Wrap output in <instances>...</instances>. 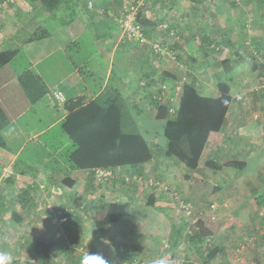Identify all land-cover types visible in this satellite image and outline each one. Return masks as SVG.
I'll list each match as a JSON object with an SVG mask.
<instances>
[{
  "label": "crops",
  "instance_id": "0c3cea01",
  "mask_svg": "<svg viewBox=\"0 0 264 264\" xmlns=\"http://www.w3.org/2000/svg\"><path fill=\"white\" fill-rule=\"evenodd\" d=\"M81 1L84 2L76 0L70 13L85 18L81 19L77 26L73 22L57 24L55 31H60L62 42L57 40L56 45H47L48 37L54 38L55 31L53 35L27 41L38 27L43 26L44 19L48 17L44 13L45 10L38 9L31 3L29 13L25 8L28 0H15L13 4L0 0V51L15 47L17 49L15 57L19 53H24L26 64L21 72L31 70L40 76L48 88L43 96L46 97L45 100H40L48 107V111L53 109L54 112L50 122L43 127L32 129L36 131H30L29 134L21 133L20 130L6 132L5 127L2 129L5 147L1 149L7 154L8 159L2 162L0 169L3 171L9 166L12 170L7 178H3L5 174L2 171L0 173V254L10 255L11 264L16 260L17 264H23L32 257L39 264H60V260L65 261L63 258L69 257L67 253L72 248L68 242L70 238L75 237L83 245L81 250L72 249L77 251L74 254L77 258L79 253L82 257L89 251L106 255V259L112 260L110 264H136L139 259L145 264H153L161 257L170 263L174 262L171 260L170 252H162L151 242L144 244L140 238L147 231L145 228L147 223L155 225L162 223L167 217L171 218L169 213L173 210L169 206L174 205L173 199L170 196L167 198V194L162 190H154L146 184L150 178H160L171 192H176L190 202L193 213L199 211V215L193 220L190 219L188 223L180 221V224L174 225H183L184 228L188 224L190 235L197 233L194 224L200 219L215 234V240L223 246L222 252L210 264H264V200L260 199L264 196V102L258 105L260 119H254L252 114L248 116L249 114L243 113L244 107L235 102L232 89L233 100L226 115L224 137L217 141L216 134H210L195 169L190 170L184 164H180V169L175 162L169 163V158L164 156L165 149L161 147L166 144L163 138L160 144L161 158H152L136 167L119 166L114 181L97 184L94 175L87 176L82 170L71 171L67 159V153L72 149L71 141L61 133L60 169H56L59 173L48 171L46 166L48 155L36 161L38 170L36 174H30L25 169L17 167L19 157L28 142L42 136L48 129L60 123L67 114L63 102H59L54 93L51 94L49 88L51 83L45 80L44 72H51L54 75L60 72L59 78L53 83L56 88L54 92H61L64 98L79 91H89L92 99H100L105 94L118 92L125 102L124 126H134L143 132L151 130L145 133L151 143L155 141L156 135H159L158 130L162 132L163 126L162 122L155 118L156 111L150 98V92H153L154 85L160 80L162 73L167 75L166 78L185 77L182 73H185L187 68L190 69L187 61L191 57L193 59L195 53H199L200 71L207 77H203L201 81L194 78L198 87L202 89L203 81L210 80L215 73V70L210 73L208 71L209 66L214 67L216 64V49L224 47H228V55L232 57L231 61L235 65L239 62L251 65L254 72L256 69V74L259 70H264V29L258 23L260 17H264V0H144L142 16L155 21L154 28L147 32V36L152 39L160 36L170 50L175 53L179 51L182 60L178 62L158 56L149 45L128 39L122 34L118 20L124 0H86L84 7L87 11L91 10L88 7L89 1L94 5L93 12L88 13L80 7ZM101 8L105 10L104 14L98 13L97 10ZM223 15L234 17V22L227 33L221 27L219 19ZM248 16L253 20L245 34L241 30L240 18ZM14 18L18 20L20 30L17 26L12 27ZM160 24L166 25L167 28L159 27ZM170 29L173 30V35L169 33ZM84 34L92 47L84 51L82 53L84 55L79 56L80 60L75 62L66 53V46L73 43L81 51ZM223 35L228 36V42L222 40L217 42L216 40ZM11 41L13 43H10ZM216 44L219 47H216ZM243 48L252 60L247 59L245 53L241 52ZM58 55L60 59H56ZM46 63L48 70L43 69ZM95 63L104 66V79L98 89L90 86L88 80L85 81L86 84L84 82V76L94 75ZM6 67L7 64L2 66L0 73ZM19 74L20 72L14 71L8 79H0V105L12 124L18 121L25 110L39 103H30L28 100L18 102V92L12 94L14 102L8 99L5 89L12 80L18 81ZM233 74L236 81L237 78L241 80L244 76L238 66L234 68ZM110 81L113 84L111 87ZM106 88L110 90L104 91ZM51 95L58 103L54 104ZM21 106L24 107L23 111ZM244 116L246 117L243 118ZM41 119L39 116L38 120ZM149 122H152L151 127L141 126ZM137 124L139 125L136 126ZM38 145L45 146L46 142L38 141ZM209 159L221 167L214 169L206 166L205 161ZM229 160L244 161L242 171L225 166ZM6 170L8 169H4L5 172ZM135 174L139 180L133 181L132 178L130 182H126L121 176ZM68 175L76 178L75 186L71 189L62 181ZM136 189L139 193L136 192L134 196ZM150 192L155 196L154 206L145 204L147 194ZM142 194L143 199L140 200ZM50 198L52 200L49 201ZM136 198L141 202H135ZM130 199L135 203H130L128 209L131 210V215L126 224L123 222L124 216L116 223L100 229L93 225L95 219L93 224L87 223L88 215L92 217L94 213H99L93 207L103 200L127 202ZM212 204L213 208L210 207ZM58 206L72 209L73 212L62 216L60 211L54 210ZM141 206L152 209L154 211L152 216L148 217L143 213L145 217L140 219ZM80 210H83L84 215L79 214ZM33 229L37 237L31 235ZM46 230L50 231L46 234ZM151 232L153 235L159 234L157 228ZM86 233H90V236L85 235ZM40 236L50 244L48 259L31 253L33 243ZM101 238H105L107 242H102ZM249 242L253 247L251 252L246 251L245 244L249 245ZM256 247H259L260 251ZM8 248L11 252L5 250ZM62 248L65 250L63 256L60 255ZM134 257L136 260L130 263ZM187 260L191 263H200L193 249L187 254Z\"/></svg>",
  "mask_w": 264,
  "mask_h": 264
},
{
  "label": "trees",
  "instance_id": "16d2710c",
  "mask_svg": "<svg viewBox=\"0 0 264 264\" xmlns=\"http://www.w3.org/2000/svg\"><path fill=\"white\" fill-rule=\"evenodd\" d=\"M30 1L38 9L52 13L58 10L59 7L65 6L68 0ZM142 6L138 11V20L143 26L144 32L148 35L147 32L154 28L155 21L149 17L145 18L142 16ZM226 6L228 7V4ZM260 18L261 20L258 23L264 27V17ZM240 23L241 30L245 33L247 22L244 18H240ZM49 34L50 31L38 27L27 38V41L40 39ZM220 40L227 43L228 36L225 37L223 35L216 41L220 42ZM16 53V48L1 50L0 68L11 61ZM231 58L229 55H225L216 60L217 67L221 69L220 74H216L218 80L216 82L204 80L202 89L198 87L197 80L194 77H190L189 79L183 77L184 80H180L181 77L176 78V76H173L171 80H174L178 84L177 90L174 89L172 92L173 96L171 98L173 100L160 101L156 98L155 91L150 92V98L156 111L155 118L161 121L163 125L161 135L166 140L164 151L166 158H173L192 170L197 167L210 134L215 133L217 141L223 139L226 115L233 100L231 94L232 86L235 83L233 70L237 66L234 63H230ZM166 76L162 73L160 79ZM18 81L30 103L40 100L48 91L40 76L31 70L22 71L18 75ZM89 94V91H79L65 98L62 105L67 114L60 122V127L71 141L72 149L67 153V159L72 171L82 170L85 171L87 176L91 177L94 175L97 184L108 183L114 181L116 178L98 180L95 176L97 169H111L116 172L119 166L136 167L137 165H143L154 157L153 147L147 136L136 127L124 126L125 102L118 92L103 96L100 99H92ZM7 123L8 117L0 105V147L2 148L5 147L2 129ZM205 165L214 169L221 167L220 164L211 159L206 160ZM224 165L230 166L237 171H242L245 162L229 160ZM70 175L62 180L63 182L65 181L64 185L68 186L69 189L75 186L76 179ZM121 176L126 182H130L132 178L133 181L139 180L137 174L135 176ZM155 179L149 182V185L154 190L160 189L164 192L163 187L165 188L166 186L162 183L163 181L160 178ZM165 189L168 190L167 188ZM139 199H143V196L139 197ZM139 199L136 198L134 200L136 202ZM179 199L181 205L184 198L180 197ZM135 202L132 199L127 202L103 200L102 203L93 207L95 211H99L98 217L94 221L95 227L100 229L116 223L125 215H129L131 212L128 209L130 203ZM154 203L155 196L150 192L145 199V204L147 206H154ZM60 208L63 210L60 206L54 210L57 212L60 211ZM66 209L67 211L64 212L63 216L73 212L72 209ZM194 225L197 227V233L188 235V249L195 251L200 263L188 262L187 255L185 257L179 256L176 247L179 242L178 235H180L182 228L180 225H172L173 230L168 237L169 246L164 251V253H171V260L175 262H171L172 264H210L222 252L223 247L215 240V234L204 225L203 221L197 219ZM174 232L177 235L173 236ZM49 246L50 244L44 239L37 238L33 243V247L31 248L33 251L31 253L48 259ZM177 256L182 259L176 260L178 259ZM33 258L25 260L23 264H27ZM135 260L136 258L134 257L130 263H134ZM13 263L17 264V261ZM136 264L145 263L139 259Z\"/></svg>",
  "mask_w": 264,
  "mask_h": 264
},
{
  "label": "rangeland",
  "instance_id": "374dc122",
  "mask_svg": "<svg viewBox=\"0 0 264 264\" xmlns=\"http://www.w3.org/2000/svg\"><path fill=\"white\" fill-rule=\"evenodd\" d=\"M125 1L126 2H131V0H125ZM28 2H29L28 5L25 4L26 5L25 8L30 13L31 9L29 7L31 6V1L28 0ZM84 2L87 3L86 0H84ZM84 2L81 1V4H80V7L83 9V11L86 10L85 7H84ZM75 3H76V0H68L66 2L65 6H63L61 8L59 7L58 10H56V11H54L52 13L47 12L45 10L44 13H46L48 15V17H46L44 19V23H43L42 28L46 29L47 31H50V34L53 35L54 31L56 30L57 24H60V22H65V23L66 22L67 23L73 22V23L76 24V26H77V24H80L81 23V19L85 18V16H83V17L74 16L72 13H70L74 9L73 7H74ZM93 7H94V5H92V7H89L91 10H88V11L89 12H93L92 11ZM22 11L23 10H21V12ZM88 11L86 10L85 13H88ZM97 11H99V10H97ZM237 13H239V12H237ZM233 18L234 17L230 18V16H224V15L219 17V19H221V27L224 30H226V33H227L228 29H230V27L232 26V24L234 22ZM14 20L15 21L12 23V27L17 26L18 30H20L19 24H18V20L16 18H14ZM244 20H246L247 28H249L250 25H251L250 22H252L253 18L248 16V17L244 18ZM258 22H260V21H258ZM27 24L30 25L29 22ZM263 29H264V27H263ZM236 32H238V31L236 30ZM20 35H22V34H20ZM156 38H158V40L161 39L160 36L156 37ZM57 40L61 41L60 31H55L54 38L53 37H48L46 43H47V45L48 44L56 45L58 43ZM83 42L85 43L84 46H83ZM162 42L165 43L164 41H162ZM10 43H13V41H11ZM81 46H82V50L81 51H79L77 49L76 45H74L73 43L67 44V46H66V53H68L70 55V57L75 62H78L80 60V57L82 55H84V54H82L84 51H88L89 47L90 46L92 47V45L89 44V40L86 39V35L85 34H84V39L82 40ZM51 47L52 46H49V48H51ZM241 52L245 53V55L248 54L247 52H245L244 48L242 49ZM58 53H59V51H58ZM228 53H229L228 52V47L227 48L224 47L222 50H220V49L217 50L216 49V60L218 58L224 57L225 55H228ZM23 54L24 53H19V55H17L15 58H13L11 61H9L7 63L6 69H4V71H2V73H0V79H2V78L8 79L12 75V73L14 71H18V72L21 73V69L24 67V64H26V60H25V57H24ZM157 55L158 56H162V57H166V58H168L170 60H175L176 62H178L179 60H182L179 51H177V53H175V58H171V57L167 56L166 54H163V55L162 54H157ZM248 58L250 60H252V58H250L249 56H247V59ZM56 59H60V56L58 55L56 57ZM200 60H201V58H200L199 53H195V57H193V59L191 57V59L187 61L188 64H189L190 69L187 68V71L185 73H182L183 75H185V77L187 79H189L190 77H195L197 80L201 81V80H203V77H207V76H203L202 75L203 74L202 71H200V65L198 64ZM230 63L233 64L232 61ZM94 65L96 67L94 75L89 76V77L84 76V82L86 80H88L90 86L95 87L96 89H98L100 87V84H102L103 79H104V74H103L104 73V66L101 63H95ZM237 66H238V69L241 70L242 75H244V76L241 77V80H239V78H237L238 81L235 80L234 86L232 87V93L235 94V96H234L235 102L238 105H242L244 107V108H242V111L244 110L243 113L245 115L249 114L248 116H250V114L253 115L254 112H257L259 114L258 105L262 104V102H264V97L259 95V94H257V93H254V91H250V89L254 88L255 86H258L259 84L264 82V70H259V72L256 74L255 73L256 69H255V72H254V68L252 69L251 65L240 64V62H239V64ZM209 67L211 68V69L209 68V71H208L209 73L212 72L213 70H215V73H214L213 77H210L209 79H210L211 82H216L218 80L216 74L219 75L220 74L219 72H220L221 69L219 67H217L216 64L214 65V67H212V66H209ZM43 69L48 70L47 63L43 65ZM208 72L206 71V74ZM43 76H44V78H45V80L47 82L50 81L51 86L49 88H50V91H52L51 94H53L54 93V88H55L54 87L55 84H53V83L56 82V79L59 78L60 72L59 71L56 72L55 75L52 74L51 72H44ZM210 76H211V74H210ZM180 80H184L183 77H181ZM161 82H165V83L170 84V83H172V80H171V78H166V77L160 79L157 83H155L153 91L158 89V87H159ZM85 84H86V82H85ZM80 85L83 86L82 84H80ZM112 85L113 84L110 81L109 86L111 87ZM56 87H57V85H56ZM109 90H110V88H106L104 91H109ZM5 91L7 93L8 99H10V101H12V102L15 101L14 99H12L13 98L12 94L18 92L19 93L18 102L22 103V100H23V102H24V100H25V102H27V98H26V96H25V94L23 92V89H22V87H21V85L19 84L18 81L12 80L7 85ZM106 95H108V94H105V96ZM169 95L172 96V93H169ZM51 97H52V95H51ZM45 98L46 97H43L41 99L45 100ZM52 99L54 100V104L58 103L54 97H52ZM42 100L36 101V102H39V103L35 107H32V108H29V109L25 110L22 113L21 117L18 119V121H16L15 123L12 124V123H10V121H8V123L5 125L6 132L7 131L14 132V131L20 130L21 133L29 134L30 131H32V132L36 131V130H32V129H37V128L43 127L48 122H50L53 119V116H51L54 113L53 109L48 111V107H46L44 105ZM23 110H24V107L21 106V111H23ZM55 115H57V113ZM39 116H41V118H42L41 120H38ZM245 117L246 116H244L243 118H245ZM257 119L258 120L260 119L259 115L257 116ZM138 125L139 124H137L136 126H138ZM145 125H149L151 127L152 126V122H149L147 124L144 123L141 126L143 127ZM124 128L127 130L126 127H124ZM137 129L139 131H141L142 133H144V135H145V133H149L151 131V130H148V132H143L139 128H137ZM158 131H159V135H156L155 141L151 142V145L153 147V153H154V157L153 158L154 159L162 157V155H159L162 152L161 149H160V144H162L164 139H163V136L161 135L160 130H158ZM60 133L62 134L63 137H65L67 139V136L63 133V131H62L61 127H60V123H57L52 128L48 129L45 133H43L42 136H40V137H38V138H36V139H34L32 141H29L27 146L24 148V150L22 151V154L19 157V160H18V163H17V167L25 169L30 174H36V173H38L37 165L35 164L36 161L39 158H44L46 155H48V162L46 164V166L48 167V171H53L54 173H59L58 170H56V169H58V168L60 169ZM38 141L46 142V145L45 146H39L38 145ZM160 141H161V143H160ZM16 145L17 144H15V146ZM161 147H162V149H163V147L165 149L166 148V144L164 143L163 145H161ZM54 157H56V158H54ZM6 159H8L7 158V154L4 153L2 151V149H1V147H0V165H2V162L4 160H6ZM165 161L167 162L166 159H165ZM172 162L173 163L175 162L174 164H176L181 169V165L180 164H182V163L178 162L177 160L175 161L173 158H169V163H172ZM69 165H70V163H69ZM1 169H0V173L2 171ZM4 169H8V174L7 175L5 174ZM4 169L2 171V173L5 174L3 176V178H6V176L10 175L12 169L9 166H6ZM150 180L153 181L152 178H150ZM141 181H143V180H141ZM146 184L149 185V180L146 181ZM165 186H166L165 188H167L169 190V188H168V186L166 184H165ZM165 188L163 187V190H164L163 193L167 194L166 195L167 198H169L168 196H170L173 199V201H174V205L169 206V208H171L173 210L172 213H169V214H171V218L167 217V219H165L162 223H158V224L155 223V225L147 223L145 225V228H146L147 231L143 235L140 236V238L144 242V244H147V243L151 242V244H154L156 246V248L162 250V252H164L165 249L168 248V246H169L168 237L172 233V230H173L172 229V225L180 224L179 223L180 221H185V222L188 223L190 221V219L193 220L195 216L199 215V211H197V210H196L195 213L192 212V207H191L190 202L185 200V199H184L182 204L188 205V209H184V208L180 207V199L179 198L181 196L179 194H176V192H171L170 190L168 191ZM137 190L138 189L135 190L134 196H135V193L138 192ZM142 196H143V194H142ZM260 199H262V201H263L264 200V196L260 197ZM50 200H52V199L50 198L49 201ZM136 201L137 202H141L140 200H136ZM196 208H198V207H196ZM199 209H201V208H199ZM35 211H36V209H35ZM66 211H67L66 208H64L62 210V216H63L64 212H66ZM139 211H140L139 215H141L140 219H143L145 217L144 214L147 215L148 217H151L152 214L154 213V211L152 209H150V208H148V209L146 208L145 209V207H142L141 209H139ZM79 214L80 215L83 214V210H80ZM126 214H127V212H126ZM130 215H131V212L129 213V215H125L123 217L124 224H126V222L128 221V217ZM88 217L89 218L86 219L87 223L88 224H93L92 222L94 221L95 218L98 217V214L94 213V215L92 217L89 216V215H88ZM180 226H181L182 230L180 232V235H178L179 242L177 244L176 251H178L179 256L183 257L184 254L187 255L190 252V250L188 249L189 248L188 247L189 243H188V236H187L189 234L190 227L188 226V224L185 225L184 228H183V225H180ZM86 227H88V226H86ZM154 228H157V232L159 234H155V235L152 234L151 230L154 229ZM49 231L50 230H46L45 233L47 234ZM69 232H72V231H69ZM66 234H68V232H66ZM31 235L37 237L35 229H33V231L31 232ZM85 235L90 236V233H86ZM175 235H177L176 232H174L173 236H175ZM157 236H159V237H157ZM40 238H43V237L40 236ZM17 241H18V239H17ZM81 243L75 237L74 238H70V241L68 242L70 247L72 249H74V250L75 249L76 250H81V248L83 247V245ZM14 244H15V242H14ZM245 246H246V251H250V252L252 251L253 247H252V245H250V242H249V245L245 244ZM16 248L18 249L17 244H16ZM256 248L259 250V247H256ZM62 249H63V251L60 252L61 256H63L64 252H65L64 248H62ZM72 249L70 251H68V253H67V254H69V257L68 258H63L65 261L60 260V264H80L81 253L78 254V258H77L76 255H74L77 251H74ZM5 250L7 252H11L10 248L5 249ZM84 253H86V252H84ZM255 256L258 257L257 253H255ZM13 257H15V254L13 255ZM20 257H22V255ZM177 258L178 259H176V260H181L182 259V258H180L178 256H177ZM107 260L110 263H112L111 259H107ZM27 264H39V262L36 259H32V260H29ZM170 264H172V263H170Z\"/></svg>",
  "mask_w": 264,
  "mask_h": 264
},
{
  "label": "built area",
  "instance_id": "2783aa9c",
  "mask_svg": "<svg viewBox=\"0 0 264 264\" xmlns=\"http://www.w3.org/2000/svg\"><path fill=\"white\" fill-rule=\"evenodd\" d=\"M7 2H10L11 4L14 3L15 0H6ZM144 0H132L131 2H126L124 0L122 6H121V11H120V16H119V27L124 36H126L128 39L135 40L137 42H140L142 44H147L151 47L152 51L156 54H166L167 56L171 58H175V52L169 49L168 44L165 42L163 43L162 39H152L147 36V34L144 32L143 26L138 20V11L139 8L143 5ZM92 2H88V6L92 7ZM98 13L104 14L105 10L104 9H99ZM159 27L162 28H167L166 25L160 24ZM169 33L171 35L174 34L173 30H170ZM178 84L174 80L172 83L168 84L165 82H161L158 89L155 90V95L156 98H158L160 101H166V100H173L171 98L173 96H170L169 93H172L175 90H177ZM172 91V92H171ZM250 91H254V93H257L259 95H264V82L259 84L258 86H255L254 88H251ZM54 95L56 99L59 102H64L65 98L62 95L61 92L56 91L54 92ZM258 114L254 113L253 117L257 118ZM5 174H8V170H6ZM117 171L111 170V169H102L99 168L95 171V176L98 180H110L112 178H117ZM150 180L149 182H151ZM180 207L184 209H188V205L186 204H181ZM211 208L214 207L212 204L210 206ZM62 213V210H60V214Z\"/></svg>",
  "mask_w": 264,
  "mask_h": 264
},
{
  "label": "clouds",
  "instance_id": "9594fccd",
  "mask_svg": "<svg viewBox=\"0 0 264 264\" xmlns=\"http://www.w3.org/2000/svg\"><path fill=\"white\" fill-rule=\"evenodd\" d=\"M264 97V95H261ZM257 113V112H254ZM253 113V114H254ZM258 114V113H257ZM254 118V117H253ZM257 119V118H254ZM102 242H107L105 238H101ZM11 256L8 254H0V264H11ZM80 264H110V262L101 254L87 251L85 255L80 257ZM153 264H170L165 258L156 259Z\"/></svg>",
  "mask_w": 264,
  "mask_h": 264
}]
</instances>
